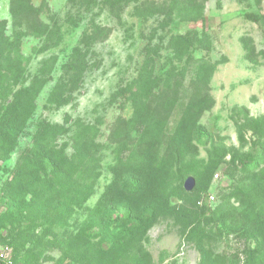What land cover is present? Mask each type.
Masks as SVG:
<instances>
[{"label": "rangeland", "instance_id": "374dc122", "mask_svg": "<svg viewBox=\"0 0 264 264\" xmlns=\"http://www.w3.org/2000/svg\"><path fill=\"white\" fill-rule=\"evenodd\" d=\"M95 1L97 6L91 12L81 13L70 8L66 0H32L35 6L42 7L41 19L51 23L50 18H53L58 23L61 40L55 47L41 53H36L41 45L40 39L27 36L22 41L21 52L28 60L31 76L36 74L43 61H48V66L54 63V66L52 80L38 94L36 109L28 119L24 133L17 139L15 148L0 151V212L3 210L2 196L24 190L27 192L25 200H36L38 203L25 186L34 165L26 159L24 152L40 121L63 123L64 117L69 116L72 126L77 120L86 124L99 123V176L88 193L86 186L89 181L85 173L76 171L72 188L61 194L69 202L65 218L50 221L55 214L51 212L55 198L46 195L42 197L46 200L43 204L45 208L34 202L36 218L32 224L16 227L11 221L0 223V246L11 244L12 264H136V260L143 256L142 251L149 254L152 264H197L199 254L194 238L201 233L215 253L236 254L243 260L247 241L236 233L228 232L220 223L218 226L207 221L195 223L189 235L186 227L194 222L193 212L198 211L205 196L210 208L218 214L230 211L242 213L248 205L244 186L249 184V180L244 174H239L240 163L231 162V150V155L226 156L210 176L206 191L194 202L192 198L190 200L181 196L166 200L168 188L177 184L178 173L177 168L168 163L164 146L158 148L153 165L144 169L147 180L141 193L123 197L112 184L116 167L132 170L136 169L139 162L136 161L138 159L131 161L128 158L131 153L129 148L120 152L119 147L126 135L123 120L131 116L132 109L126 100H112L111 95L137 75L144 60L143 47L157 25V17L147 20L137 17L134 15L133 3L122 4L119 11L109 10L101 3L102 0ZM247 12H264V0H205L202 15L211 36L212 48L208 52H195L196 58L205 57L211 62H218L209 82L214 104L200 116L199 122L210 131L216 145L236 149L239 153L249 150V144L241 147L238 142L235 111L244 106L252 117L264 114V23L250 21L245 17ZM68 16L74 22L77 21L76 26L66 22ZM91 17L107 30L106 37L91 47L98 65L85 73L83 83L71 103L58 108L49 107L45 104L46 97L60 74V65L79 43L81 33ZM0 19L6 22L7 33L10 34L12 20L9 0H0ZM201 28V21L178 19L171 26L173 33ZM160 33H156L152 43L157 42ZM164 54L166 52L162 51ZM164 60L161 57L159 65ZM196 70L197 65H193L183 86H180V100L173 106L165 128V139L172 135L182 116L189 94L188 84ZM74 131L71 129L58 143L69 144ZM248 137L249 133L246 135ZM66 151H70L69 145ZM120 158L123 159V166L118 163ZM206 160L203 148H200L196 157L182 160L180 172L184 173L183 180L193 176L196 186L204 185L205 175L201 172ZM16 167L19 179L15 178L12 183V172H16ZM108 189L118 198V203H125L133 213L142 205L153 203L156 199L162 200L160 213L143 235L135 233L132 238H127V225L120 218L121 211L112 216L114 221L110 224V232L105 240H88L80 235V229ZM182 209L186 217L179 216Z\"/></svg>", "mask_w": 264, "mask_h": 264}, {"label": "trees", "instance_id": "16d2710c", "mask_svg": "<svg viewBox=\"0 0 264 264\" xmlns=\"http://www.w3.org/2000/svg\"><path fill=\"white\" fill-rule=\"evenodd\" d=\"M70 8L86 13L97 6L95 0H66ZM205 0H102L101 3L109 10L122 9L128 3L134 4V15L147 20L157 17V25L152 29L149 41L143 47L144 60L137 75L125 86H120L111 99L126 100L131 109V116L123 120L126 128L120 142V152H131L128 158L138 161L136 169L126 170L116 167L113 171L112 184L123 197L138 195L144 188L147 175L145 168L152 166L157 159L158 148L164 146L168 163L177 168V184L168 188L165 195L167 201L173 197H187L196 201L200 194L206 191L209 178L225 157L232 151L231 162L240 163L239 174H244L249 180L245 185V197L249 200L242 213L230 211L217 213L212 210L205 199L197 212H193L195 220L187 224L188 235L194 230L195 223L210 222L222 227L230 233H236L247 241L244 258L238 255L218 254L205 242L201 233L195 239V248L199 254L197 264H264V114L252 117L246 107H240L234 113V123L237 139L241 147L249 144V150L239 153L224 145L213 142L210 131L199 122L200 116L209 111L214 100L210 94V79L218 62H211L205 57H195V52H208L212 48L211 36L205 25L202 7ZM41 6H35L32 0H9V13L12 20L11 33H7L6 22L0 19V151L15 148L17 139L24 133L26 123L36 109V98L46 83L52 80L53 64L41 62L36 74L30 75L28 60L21 52L22 41L27 36L41 40L36 53L45 52L55 47L61 40L60 26L53 19L51 23L41 19ZM245 17L254 23H264V12H247ZM69 16L67 23L74 26ZM201 21L200 30H190L185 33H173L171 30L175 20ZM160 31L157 42L153 37ZM107 30L91 17L83 29L79 43L72 48L66 59L60 65V74L49 91L45 104L58 108L74 100V94L83 83L85 73L96 67L98 61L92 45L106 37ZM162 51L166 54L162 55ZM165 58L159 65L160 58ZM197 65V70L188 84L189 94L176 127L171 136L165 139V128L173 112V106L180 100V86L190 68ZM70 117L65 116L63 123L40 121L32 135L30 145L26 147L24 156L34 165L30 172L26 188L33 194L36 204L41 205L46 200L42 197L51 195L55 199L52 211L55 213L51 222L65 218L68 214L69 202L61 194L72 188L77 170L84 172L87 192L99 176V156L97 143L98 124H86L77 120L72 126ZM74 127V128H73ZM70 143H58L61 137L71 131ZM249 133V137L246 135ZM165 139V140H164ZM69 145L70 151L67 152ZM200 148L206 152L207 160L202 169L205 183L196 186L191 191L183 188V172L180 163L187 157L194 158ZM123 166V159H119ZM12 172L11 181L19 179ZM20 174V173H18ZM188 177V176H187ZM25 190L17 194L2 196L3 210L0 212V223L5 221L15 223L16 227L34 222L35 204L25 200ZM63 198V199H62ZM118 198L111 190L104 192L99 199L94 213L85 221L80 229V235L88 240L103 241L110 232L112 216L118 215L126 221L128 239L135 233L143 235L154 218L160 213L162 200L145 204L133 213L125 203H118ZM191 200V199H190ZM166 201V202H167ZM168 203V202H167ZM169 208V203L167 205ZM174 212L175 209L170 207ZM43 211V210H42ZM241 211V210H240ZM41 212V211H40ZM179 216L186 217L183 209ZM218 230V234H219ZM197 235V232L195 233ZM187 235V236H188ZM8 247H12L7 243ZM143 256L136 264H152L149 254L142 251ZM14 256V253H13Z\"/></svg>", "mask_w": 264, "mask_h": 264}, {"label": "built area", "instance_id": "2783aa9c", "mask_svg": "<svg viewBox=\"0 0 264 264\" xmlns=\"http://www.w3.org/2000/svg\"><path fill=\"white\" fill-rule=\"evenodd\" d=\"M12 250L8 246H0V264H12L11 262Z\"/></svg>", "mask_w": 264, "mask_h": 264}, {"label": "water", "instance_id": "95a60500", "mask_svg": "<svg viewBox=\"0 0 264 264\" xmlns=\"http://www.w3.org/2000/svg\"><path fill=\"white\" fill-rule=\"evenodd\" d=\"M195 178L193 176H188L185 178L184 182H183V188L186 191H191L194 187H195Z\"/></svg>", "mask_w": 264, "mask_h": 264}]
</instances>
